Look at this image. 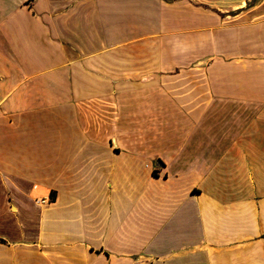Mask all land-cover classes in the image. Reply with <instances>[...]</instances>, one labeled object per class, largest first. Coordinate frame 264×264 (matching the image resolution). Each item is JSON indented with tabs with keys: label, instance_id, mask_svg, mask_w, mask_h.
Returning a JSON list of instances; mask_svg holds the SVG:
<instances>
[{
	"label": "crops",
	"instance_id": "0c3cea01",
	"mask_svg": "<svg viewBox=\"0 0 264 264\" xmlns=\"http://www.w3.org/2000/svg\"><path fill=\"white\" fill-rule=\"evenodd\" d=\"M0 264H264V0H0Z\"/></svg>",
	"mask_w": 264,
	"mask_h": 264
},
{
	"label": "built area",
	"instance_id": "2783aa9c",
	"mask_svg": "<svg viewBox=\"0 0 264 264\" xmlns=\"http://www.w3.org/2000/svg\"><path fill=\"white\" fill-rule=\"evenodd\" d=\"M40 200H41V201H45V200H46V198H45V197H42Z\"/></svg>",
	"mask_w": 264,
	"mask_h": 264
}]
</instances>
